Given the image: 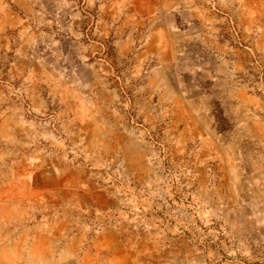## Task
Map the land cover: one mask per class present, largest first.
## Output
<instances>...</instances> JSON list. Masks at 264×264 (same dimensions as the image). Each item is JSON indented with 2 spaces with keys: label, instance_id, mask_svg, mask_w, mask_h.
Listing matches in <instances>:
<instances>
[{
  "label": "rangeland",
  "instance_id": "374dc122",
  "mask_svg": "<svg viewBox=\"0 0 264 264\" xmlns=\"http://www.w3.org/2000/svg\"><path fill=\"white\" fill-rule=\"evenodd\" d=\"M0 264H264V0H0Z\"/></svg>",
  "mask_w": 264,
  "mask_h": 264
}]
</instances>
